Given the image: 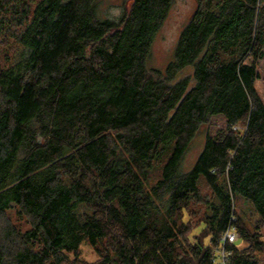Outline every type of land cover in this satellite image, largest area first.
I'll list each match as a JSON object with an SVG mask.
<instances>
[{
  "label": "trees",
  "instance_id": "obj_1",
  "mask_svg": "<svg viewBox=\"0 0 264 264\" xmlns=\"http://www.w3.org/2000/svg\"><path fill=\"white\" fill-rule=\"evenodd\" d=\"M171 2L0 0V264H216L229 228L226 264L264 263V0H196L147 67Z\"/></svg>",
  "mask_w": 264,
  "mask_h": 264
},
{
  "label": "rangeland",
  "instance_id": "obj_2",
  "mask_svg": "<svg viewBox=\"0 0 264 264\" xmlns=\"http://www.w3.org/2000/svg\"><path fill=\"white\" fill-rule=\"evenodd\" d=\"M123 4L128 6L129 0H100L99 8L102 10L100 11V15L96 16L95 14V17L97 19H103V17L107 16L117 17L121 13ZM195 7L196 0H172L170 9L154 36L150 56L147 59V67H157L163 69L165 65L173 59L174 48L179 34L194 12ZM12 49L14 50L15 47ZM12 49L10 50V48L5 49L0 47V50L3 53L7 52L9 56L13 53ZM1 51L0 63L4 61L1 56ZM257 72L259 74V78L255 81V88L264 102V57L257 61ZM224 126L225 121L223 117L215 115L211 117L209 126L202 125L200 127L182 158L180 165L181 171H183V169H186L184 171H187L193 165L195 158L203 148L205 133L212 135ZM235 202L236 210H238L246 224L250 226L256 218V213L252 203L240 195H236ZM261 231L264 239V227ZM80 257L84 261L91 262L97 259V254L94 249L90 247V245L83 242L80 245Z\"/></svg>",
  "mask_w": 264,
  "mask_h": 264
},
{
  "label": "built area",
  "instance_id": "obj_3",
  "mask_svg": "<svg viewBox=\"0 0 264 264\" xmlns=\"http://www.w3.org/2000/svg\"><path fill=\"white\" fill-rule=\"evenodd\" d=\"M239 235L235 231V228H229L222 234V244L217 254H215L214 261L216 264H226V258L229 254V251L225 248V243H231L238 239Z\"/></svg>",
  "mask_w": 264,
  "mask_h": 264
}]
</instances>
